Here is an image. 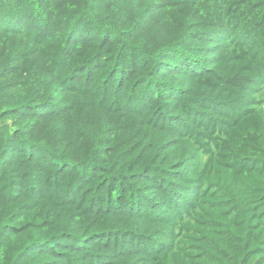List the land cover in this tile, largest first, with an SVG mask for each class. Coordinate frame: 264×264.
<instances>
[{"label":"trees","instance_id":"obj_1","mask_svg":"<svg viewBox=\"0 0 264 264\" xmlns=\"http://www.w3.org/2000/svg\"><path fill=\"white\" fill-rule=\"evenodd\" d=\"M0 264H264V0H0Z\"/></svg>","mask_w":264,"mask_h":264}]
</instances>
